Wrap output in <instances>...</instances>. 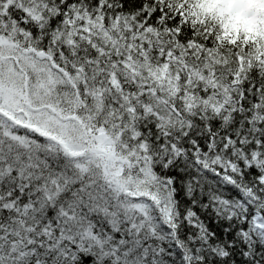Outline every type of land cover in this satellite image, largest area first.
Here are the masks:
<instances>
[{"label": "snow or ice", "instance_id": "obj_1", "mask_svg": "<svg viewBox=\"0 0 264 264\" xmlns=\"http://www.w3.org/2000/svg\"><path fill=\"white\" fill-rule=\"evenodd\" d=\"M0 264H264V0H0Z\"/></svg>", "mask_w": 264, "mask_h": 264}]
</instances>
